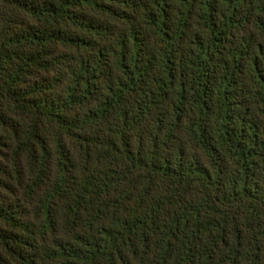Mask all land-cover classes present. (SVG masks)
<instances>
[{"label": "trees", "instance_id": "1", "mask_svg": "<svg viewBox=\"0 0 264 264\" xmlns=\"http://www.w3.org/2000/svg\"><path fill=\"white\" fill-rule=\"evenodd\" d=\"M0 264H264V0H0Z\"/></svg>", "mask_w": 264, "mask_h": 264}]
</instances>
